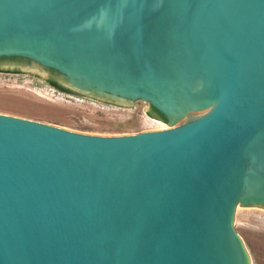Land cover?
Listing matches in <instances>:
<instances>
[{
  "label": "water",
  "instance_id": "obj_1",
  "mask_svg": "<svg viewBox=\"0 0 264 264\" xmlns=\"http://www.w3.org/2000/svg\"><path fill=\"white\" fill-rule=\"evenodd\" d=\"M0 61L171 128L0 115V264H250L233 219L264 209V0H0Z\"/></svg>",
  "mask_w": 264,
  "mask_h": 264
},
{
  "label": "rangeland",
  "instance_id": "obj_2",
  "mask_svg": "<svg viewBox=\"0 0 264 264\" xmlns=\"http://www.w3.org/2000/svg\"><path fill=\"white\" fill-rule=\"evenodd\" d=\"M147 106L134 102L130 110L115 108L58 92L33 76L0 74V115L73 133L115 137L162 131V124L143 113ZM233 220L250 264H264V209L238 206Z\"/></svg>",
  "mask_w": 264,
  "mask_h": 264
},
{
  "label": "trees",
  "instance_id": "obj_3",
  "mask_svg": "<svg viewBox=\"0 0 264 264\" xmlns=\"http://www.w3.org/2000/svg\"><path fill=\"white\" fill-rule=\"evenodd\" d=\"M9 62L17 65V66H27L29 63L26 61H22L19 59H9ZM47 84L53 88L54 90L61 92V93H66V94H70L72 93L70 90H68L67 88L63 87L57 80H55L53 77H50L49 79L46 80ZM147 117L152 119V120H159L162 121L163 123H165V119L164 117L158 113L155 109H153L152 107H150L146 113Z\"/></svg>",
  "mask_w": 264,
  "mask_h": 264
},
{
  "label": "bare ground",
  "instance_id": "obj_4",
  "mask_svg": "<svg viewBox=\"0 0 264 264\" xmlns=\"http://www.w3.org/2000/svg\"><path fill=\"white\" fill-rule=\"evenodd\" d=\"M167 129H168L167 126H164V125L161 126V130H167Z\"/></svg>",
  "mask_w": 264,
  "mask_h": 264
},
{
  "label": "flooded vegetation",
  "instance_id": "obj_5",
  "mask_svg": "<svg viewBox=\"0 0 264 264\" xmlns=\"http://www.w3.org/2000/svg\"><path fill=\"white\" fill-rule=\"evenodd\" d=\"M0 62H4V61H0ZM6 62V61H5ZM7 63L8 64H11V65H13V66H15V67H17V65H15V64H13V63H11V62H9V61H7ZM52 77V76H51ZM56 80V79H55Z\"/></svg>",
  "mask_w": 264,
  "mask_h": 264
}]
</instances>
